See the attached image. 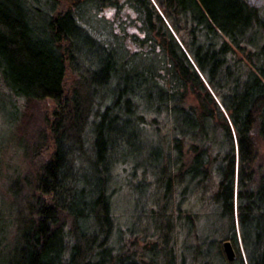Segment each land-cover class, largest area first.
Instances as JSON below:
<instances>
[{"label":"trees","instance_id":"1","mask_svg":"<svg viewBox=\"0 0 264 264\" xmlns=\"http://www.w3.org/2000/svg\"><path fill=\"white\" fill-rule=\"evenodd\" d=\"M15 1L24 6L22 17L0 0L2 80L12 95L54 106L32 147L34 192L16 211L3 263L136 264L131 244H110L117 227L109 189L115 165L130 166L116 164L119 151L148 128L161 143L169 133L177 150L185 139L200 144L188 140L194 154L183 173L199 189L174 213L179 226L194 224L197 239L179 253L169 249L164 264H264L259 10L247 0H45L48 19L36 35L29 21L40 11ZM124 2L136 14L140 49L124 47L114 35L104 42L80 12L85 3L119 10ZM257 32L263 40L256 48ZM188 92L200 109H185ZM212 118L218 138L207 130ZM163 171L162 164L156 180ZM164 186L167 193V180ZM225 240L233 244V261L224 255Z\"/></svg>","mask_w":264,"mask_h":264},{"label":"rangeland","instance_id":"2","mask_svg":"<svg viewBox=\"0 0 264 264\" xmlns=\"http://www.w3.org/2000/svg\"><path fill=\"white\" fill-rule=\"evenodd\" d=\"M2 1L6 2L15 14L23 16L24 6L22 4H18L15 0ZM27 1L34 10L37 8L40 11L34 12L35 14L29 21L34 33L40 35V31L47 22L50 5H47L45 0ZM247 1L255 6L264 17V0ZM155 4L161 11L159 5ZM80 12L84 21L88 22L93 31L98 32L104 42L108 43L114 35L119 39L123 38L121 40L124 47L126 44L130 50L140 49L139 38L133 35L139 31L135 20H132L136 14L128 3L124 2L119 10L110 6L98 9L93 3H85L81 4ZM132 36L136 42L130 40ZM255 36L252 44L257 48L263 38L260 32H257ZM142 49L145 48L142 47ZM204 86L211 91L208 84L205 83ZM190 105L200 109L199 100L194 94L188 92L183 106L189 109ZM53 106L52 100L26 101L12 95L0 73V262L2 264L9 253L7 246L12 243L15 236L16 211L31 198L34 192V174L30 162L32 147L45 129L46 112L50 111ZM176 123L181 125L180 121ZM170 128L168 127V130ZM147 129H140L139 137L137 136L134 145L118 153L116 164L124 162L130 166L124 169L114 164L109 190L117 228L110 244L116 248L122 245V242L124 244L122 247L131 244L130 246L135 249L133 257H135L136 264H164L162 259L167 258L169 249L172 248L175 254L176 251L179 253L185 250L184 246H193L197 239V229L193 227L194 224L192 223L191 229L184 223L179 226L174 213L179 207L186 206V202L193 194L191 190L199 189L196 187L198 186L197 179L188 175L185 179L183 173L194 154L188 146L189 142L196 144L197 147H200V144L191 139H185L181 143V150H177L173 148L169 133L166 134L165 139L162 138L161 143V138ZM213 129L218 138L221 130L218 127L215 128V118H212L207 128L208 132ZM259 152L260 159V156L264 157L262 145L259 147ZM87 159L84 155L83 161ZM162 164L164 165L163 177L156 180L161 175ZM180 166L182 167L177 170L176 168ZM164 180L170 184L167 193H165ZM152 208H154L153 213H151ZM169 211L173 213L170 214ZM197 227L199 229V222H197ZM127 228L133 232H128ZM123 239L127 241L124 243ZM210 251L215 254L216 249L212 243Z\"/></svg>","mask_w":264,"mask_h":264},{"label":"water","instance_id":"3","mask_svg":"<svg viewBox=\"0 0 264 264\" xmlns=\"http://www.w3.org/2000/svg\"><path fill=\"white\" fill-rule=\"evenodd\" d=\"M222 248L224 255L228 261H233L235 259L236 253L233 244L230 240H225L222 242Z\"/></svg>","mask_w":264,"mask_h":264}]
</instances>
